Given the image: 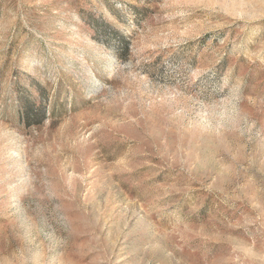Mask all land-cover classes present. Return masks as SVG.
I'll return each instance as SVG.
<instances>
[{"label": "rangeland", "instance_id": "1", "mask_svg": "<svg viewBox=\"0 0 264 264\" xmlns=\"http://www.w3.org/2000/svg\"><path fill=\"white\" fill-rule=\"evenodd\" d=\"M0 264H264V0H0Z\"/></svg>", "mask_w": 264, "mask_h": 264}]
</instances>
